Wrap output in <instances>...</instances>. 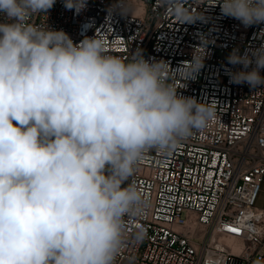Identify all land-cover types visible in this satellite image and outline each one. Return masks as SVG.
Returning <instances> with one entry per match:
<instances>
[{
  "label": "clouds",
  "instance_id": "clouds-1",
  "mask_svg": "<svg viewBox=\"0 0 264 264\" xmlns=\"http://www.w3.org/2000/svg\"><path fill=\"white\" fill-rule=\"evenodd\" d=\"M56 0H0V264H115L125 217L147 206L129 183L145 153L173 151L216 119L217 104L178 94L195 79L208 41L172 69L106 52L95 34L79 43L31 17ZM179 24L203 20L186 0H162ZM245 27L264 23V0H217ZM87 0H64L79 14ZM134 9L117 0L112 10ZM234 84L264 85V45L228 56ZM250 69V70H249ZM264 143V141H262Z\"/></svg>",
  "mask_w": 264,
  "mask_h": 264
},
{
  "label": "built area",
  "instance_id": "built-area-1",
  "mask_svg": "<svg viewBox=\"0 0 264 264\" xmlns=\"http://www.w3.org/2000/svg\"><path fill=\"white\" fill-rule=\"evenodd\" d=\"M134 11L122 15L117 0H87L79 14L56 0L47 13L31 17L41 27L63 30L79 43L95 34L110 55L146 60L172 69L191 61L201 37L208 43L195 79L171 83L187 97L217 104L216 119L171 152L145 153L129 183L147 206L125 217L124 245L115 264H264V85L234 84L228 56L264 45V23L245 27L225 16L217 0H186L203 12L194 24H179L162 0H124ZM11 22L0 12V23ZM250 70V69H249ZM264 76V69H261Z\"/></svg>",
  "mask_w": 264,
  "mask_h": 264
},
{
  "label": "crops",
  "instance_id": "crops-1",
  "mask_svg": "<svg viewBox=\"0 0 264 264\" xmlns=\"http://www.w3.org/2000/svg\"><path fill=\"white\" fill-rule=\"evenodd\" d=\"M258 207L263 208L264 209V196H260L258 199V203H257Z\"/></svg>",
  "mask_w": 264,
  "mask_h": 264
},
{
  "label": "rangeland",
  "instance_id": "rangeland-1",
  "mask_svg": "<svg viewBox=\"0 0 264 264\" xmlns=\"http://www.w3.org/2000/svg\"><path fill=\"white\" fill-rule=\"evenodd\" d=\"M260 196H264V184H263V186H262V191H261V193H260Z\"/></svg>",
  "mask_w": 264,
  "mask_h": 264
}]
</instances>
